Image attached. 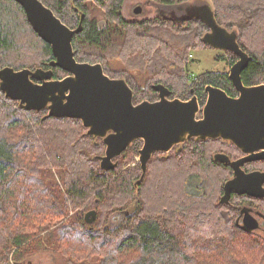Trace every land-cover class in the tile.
Masks as SVG:
<instances>
[{
	"label": "trees",
	"instance_id": "1",
	"mask_svg": "<svg viewBox=\"0 0 264 264\" xmlns=\"http://www.w3.org/2000/svg\"><path fill=\"white\" fill-rule=\"evenodd\" d=\"M41 1L70 28L83 14L72 38L75 59L101 63L108 76L123 78L134 103L155 100L157 84L172 97L195 95L200 105L206 85L236 94L225 71L191 73V51L208 47L202 40L207 27L199 20L129 21L124 0ZM209 1L217 22L237 30L238 44L250 57L243 84L263 83L264 0ZM224 53L227 64L236 61L232 52ZM53 59L23 8L0 0V68H51L54 79L67 75L49 65ZM45 113L21 109L0 91V264H9L10 257L19 264L43 249L56 252L62 264H264V236L238 221L243 205L264 215V197L233 194L219 203L231 175L213 154L230 149L236 154L229 141L190 139L167 157L154 153L136 193L141 140L131 143L115 169L104 171L96 158L105 149L101 139L84 135L78 119H42ZM248 164L264 170V161ZM90 209L96 218L87 225L84 214ZM116 210H124L123 220L111 224Z\"/></svg>",
	"mask_w": 264,
	"mask_h": 264
},
{
	"label": "water",
	"instance_id": "2",
	"mask_svg": "<svg viewBox=\"0 0 264 264\" xmlns=\"http://www.w3.org/2000/svg\"><path fill=\"white\" fill-rule=\"evenodd\" d=\"M25 13V17L37 35L51 46L54 59L51 67H60L67 75L53 78L52 69L38 67L15 70L0 68V91L6 98L18 101L24 110H47L42 117L78 119L86 129L84 135L101 139L105 149L97 155L104 171L115 169L118 158L135 140H141L138 149L141 184L147 163L154 153L168 156L173 146L190 139L205 141L221 138L230 141L244 156L231 161L222 152L213 154L214 161L231 164L234 175L223 185L219 203H228L231 193L264 197V171L243 173L244 162L264 159V83L244 85L241 73L250 59L238 44L236 29L221 26L215 17L209 0H186L179 4L153 2L161 19L175 23L196 19L208 30L202 40L209 47L235 54L238 59L230 66L228 77L238 92L228 95L223 89L206 85V100L201 107L195 95L183 100L169 98L171 92L162 84L154 85L159 98L153 101L133 102V91L123 78H111L101 63L80 62L75 59L73 35L81 30L83 14L75 28H70L41 0H13ZM134 8V13L140 12ZM200 113V117H198ZM96 210L84 214V222L91 224ZM243 225L256 229L258 220L247 212Z\"/></svg>",
	"mask_w": 264,
	"mask_h": 264
},
{
	"label": "rangeland",
	"instance_id": "3",
	"mask_svg": "<svg viewBox=\"0 0 264 264\" xmlns=\"http://www.w3.org/2000/svg\"><path fill=\"white\" fill-rule=\"evenodd\" d=\"M136 6L137 7L139 6L141 8L138 14H135L133 12V9ZM153 7H154L153 2L150 3L147 0H125V2L122 5V12H123L125 19L127 20H139V19H145V18L152 19L158 16L154 14ZM95 16H97L99 19L100 13ZM224 54H225L224 51L213 49L209 46L202 47L200 49L191 51V55H190L191 61L189 62V68L191 70V73L195 75L201 72H206V71H225L228 73L230 65L227 64V62L223 58L224 56L221 57ZM135 55L136 54H134V56ZM134 69H138V68H134ZM133 72L134 70L131 71V73ZM137 80L140 81V78H137ZM46 113H47V110H46ZM135 161L138 162V155L136 156ZM139 186L140 184L135 189L136 193L138 192ZM135 207H136V201H133L128 205L126 209L129 210V212H132L135 209ZM123 213H124V210L121 212H119V210H116L112 215L111 224L112 223L117 224L118 222L122 221L124 217ZM256 232L264 236V219L262 220V223L259 226V228L256 229ZM62 263H64L63 259L51 249H43L39 251L38 253H36L35 255L19 262V264H62ZM9 264H18V263L14 262L12 257H10Z\"/></svg>",
	"mask_w": 264,
	"mask_h": 264
},
{
	"label": "flooded vegetation",
	"instance_id": "4",
	"mask_svg": "<svg viewBox=\"0 0 264 264\" xmlns=\"http://www.w3.org/2000/svg\"><path fill=\"white\" fill-rule=\"evenodd\" d=\"M148 2H150V3H152V0H147ZM124 2H125V0H124ZM123 2V3H124ZM152 5V4H151ZM137 7V6H136ZM141 10V9H140ZM133 12H134V9H133ZM153 12H154V14L155 15H158L159 14V12L156 10V7H153ZM135 14H138V13H135ZM156 17H158V16H156ZM144 20H148L147 18H145V19H139V20H129V21H135V22H141V21H144ZM188 21H190V20H188ZM171 22H173V21H171ZM184 22H186V21H184ZM208 30V28L204 31V33L206 32ZM233 64V63H232ZM232 64H230V66L232 65ZM112 78V77H111ZM114 78V77H113ZM232 83V82H231ZM264 83V82H263ZM154 87V86H153ZM131 88V87H130ZM235 89V88H234ZM156 91V90H155ZM236 91V90H235ZM156 93H157V97H156V99H158L159 98V92L158 91H156ZM238 95V92L236 91V94L234 95V96H237ZM232 96V95H231ZM169 98H173L172 96H171V94H170V96H168ZM155 99V100H156ZM201 107L203 106V105H200ZM198 117H200V113H198ZM226 141V140H225ZM230 142V141H229ZM230 144H232L234 147H236L233 143H231L230 142ZM176 148V146H173L170 150H169V152L171 151V150H173V149H175ZM236 149H237V153L235 154L231 149H230V153L229 152H226V151H216V152H222V153H225V154H227L229 157H230V160L231 161H233V160H236V159H239V158H242L243 156H244V153L240 150V149H238L237 147H236ZM178 150H179V148H178ZM181 150V149H180ZM168 152V153H169ZM160 153V152H159ZM164 153H161V155H163ZM256 161H264V159H262V160H253V161H247V162H244L243 164H242V166H241V169L243 170V173H250V172H253V171H264L263 169H261V168H259V167H256V166H254V165H252V166H250V164H248V163H251V162H256ZM226 167H228L229 169H230V174L229 175H234V172H235V169H234V167L231 165V164H227V165H225ZM233 194H236V193H231V196H230V199L232 198V196H233ZM240 195H242V194H240ZM252 197V196H251ZM247 212L249 213V214H251V215H253L257 220H258V223H259V225H258V227L256 228V229H258L259 228V226L261 225V223H262V220L264 219V215L259 211V210H257L256 208H253V207H250V206H246V205H243V206H240V212H239V216H238V221L240 222V224H242L243 225V221H244V217H245V214H247ZM244 226V225H243ZM256 229H254V230H256Z\"/></svg>",
	"mask_w": 264,
	"mask_h": 264
},
{
	"label": "bare ground",
	"instance_id": "5",
	"mask_svg": "<svg viewBox=\"0 0 264 264\" xmlns=\"http://www.w3.org/2000/svg\"><path fill=\"white\" fill-rule=\"evenodd\" d=\"M174 23H175V22H174ZM176 24H179V23H176ZM237 40H238V38H237ZM234 55H235V54H234ZM235 56H236V55H235ZM236 57H237V56H236ZM237 59H238V57H237ZM237 59H236V60H237ZM129 87H130V86H129ZM87 225H88V224H87ZM253 230H254V229H253Z\"/></svg>",
	"mask_w": 264,
	"mask_h": 264
}]
</instances>
